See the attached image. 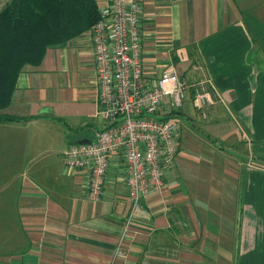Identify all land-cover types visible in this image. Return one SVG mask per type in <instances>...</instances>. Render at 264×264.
I'll use <instances>...</instances> for the list:
<instances>
[{
	"label": "crops",
	"instance_id": "crops-1",
	"mask_svg": "<svg viewBox=\"0 0 264 264\" xmlns=\"http://www.w3.org/2000/svg\"><path fill=\"white\" fill-rule=\"evenodd\" d=\"M136 1L144 79L174 70L192 85L196 132L215 142L204 153L178 142L165 187L141 199L112 262L130 209L124 162L111 156L97 202L87 174L63 163L107 125L91 29L49 47L0 111L15 118L0 120V264H264V0Z\"/></svg>",
	"mask_w": 264,
	"mask_h": 264
},
{
	"label": "built area",
	"instance_id": "built-area-1",
	"mask_svg": "<svg viewBox=\"0 0 264 264\" xmlns=\"http://www.w3.org/2000/svg\"><path fill=\"white\" fill-rule=\"evenodd\" d=\"M139 25L136 0H109L99 8L91 40L98 103L107 125L95 139L72 143L63 154L67 170L87 174V198L93 202L105 194L111 156L118 154L124 162L130 209L112 262L124 253L125 234L141 199L165 187L164 178L178 152L179 120L173 114L181 110L193 88L174 70L164 71L151 83L144 79ZM200 91L193 96L197 107L209 101L207 93Z\"/></svg>",
	"mask_w": 264,
	"mask_h": 264
},
{
	"label": "trees",
	"instance_id": "trees-1",
	"mask_svg": "<svg viewBox=\"0 0 264 264\" xmlns=\"http://www.w3.org/2000/svg\"><path fill=\"white\" fill-rule=\"evenodd\" d=\"M98 19L96 0H7L0 8V111L11 103L26 65H40L49 47L90 30ZM174 113L182 117L181 110ZM1 119L15 120L0 114ZM257 164L264 167V161Z\"/></svg>",
	"mask_w": 264,
	"mask_h": 264
},
{
	"label": "rangeland",
	"instance_id": "rangeland-1",
	"mask_svg": "<svg viewBox=\"0 0 264 264\" xmlns=\"http://www.w3.org/2000/svg\"><path fill=\"white\" fill-rule=\"evenodd\" d=\"M6 1L7 0H0V7ZM182 108H183V111L186 114L188 119H185L184 117H182L180 119V121L178 122V128L179 129H178L177 141L181 143L182 148L187 149V147L184 146V139H183V138H186L187 140H185V141L188 142L187 145H191V144L197 145L199 143V146L201 145V147H202V149H200V150L203 153L206 152V150H205L206 147H209V149H210V146H212V145L210 143H208L209 140L204 137V135H207L208 132L203 127H202L200 133L198 131L196 132V130L200 131L199 127H201V126H198L197 124H195V120H193V118L195 119L196 109H194L188 102H185V101L183 103ZM179 137L181 138V140L179 139ZM180 143H178V148L180 147ZM220 146H221V143L219 142L216 144L215 147L219 148ZM219 163L222 166L223 163L221 160H219ZM203 170H205V169H203ZM217 172L221 173V171H217Z\"/></svg>",
	"mask_w": 264,
	"mask_h": 264
},
{
	"label": "water",
	"instance_id": "water-1",
	"mask_svg": "<svg viewBox=\"0 0 264 264\" xmlns=\"http://www.w3.org/2000/svg\"><path fill=\"white\" fill-rule=\"evenodd\" d=\"M177 118H179V117H177ZM181 118V117H180Z\"/></svg>",
	"mask_w": 264,
	"mask_h": 264
}]
</instances>
